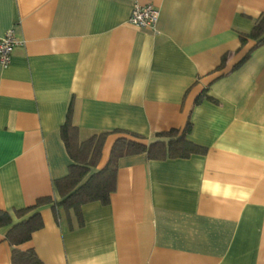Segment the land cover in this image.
<instances>
[{
	"label": "crops",
	"instance_id": "0c3cea01",
	"mask_svg": "<svg viewBox=\"0 0 264 264\" xmlns=\"http://www.w3.org/2000/svg\"><path fill=\"white\" fill-rule=\"evenodd\" d=\"M135 5L159 10L155 29L129 23ZM263 13L264 0H0V39L24 42L0 63V211L14 223L41 197L62 200L70 106L82 140L112 133L93 172L129 138L116 131L149 143L191 120L208 149L121 158L108 205H84L82 223L42 206L44 227L20 248L44 264H264V45L234 68L248 50L239 35ZM206 88L216 102L196 106Z\"/></svg>",
	"mask_w": 264,
	"mask_h": 264
},
{
	"label": "trees",
	"instance_id": "16d2710c",
	"mask_svg": "<svg viewBox=\"0 0 264 264\" xmlns=\"http://www.w3.org/2000/svg\"><path fill=\"white\" fill-rule=\"evenodd\" d=\"M241 49L247 48L243 59L234 68L245 63L252 52L264 45V13L256 20L252 30L239 35ZM250 46V47H249ZM249 47V48H248ZM226 63V56L222 58L217 71H222ZM206 88L196 99L195 105L208 100L216 102L210 97ZM193 129L188 120L183 130L172 129L158 133L155 140L144 142V137L136 133L116 131L129 136L118 138L113 144L107 164L98 168L105 142L109 132L95 133L82 140L80 130L71 120V106L65 123L61 127V138L72 161L66 177L55 181V187L61 197L60 202L51 197H41L36 203L14 211L19 221L14 223L13 216L7 211H0V229L8 228L4 241L11 248V264H44L33 249L23 250L20 247L32 240L33 234L44 227L40 208L52 205L63 208L67 215L74 214L79 222L82 220V208L92 202L108 205L111 195L117 188L118 163L121 158L145 155L148 160L167 161L176 159H190L193 156H205L208 149L198 145L190 139Z\"/></svg>",
	"mask_w": 264,
	"mask_h": 264
},
{
	"label": "built area",
	"instance_id": "2783aa9c",
	"mask_svg": "<svg viewBox=\"0 0 264 264\" xmlns=\"http://www.w3.org/2000/svg\"><path fill=\"white\" fill-rule=\"evenodd\" d=\"M159 16V10L153 5H135L132 9L129 23L136 28L155 29L159 21ZM23 44V41L16 38L13 30H9L5 33L0 39V63L3 68L10 65L14 48Z\"/></svg>",
	"mask_w": 264,
	"mask_h": 264
}]
</instances>
